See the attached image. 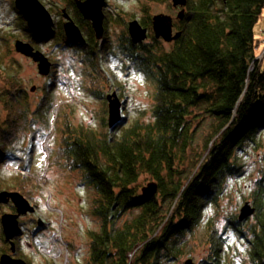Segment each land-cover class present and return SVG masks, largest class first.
<instances>
[{"label": "trees", "instance_id": "trees-1", "mask_svg": "<svg viewBox=\"0 0 264 264\" xmlns=\"http://www.w3.org/2000/svg\"><path fill=\"white\" fill-rule=\"evenodd\" d=\"M76 1L62 0L63 9L85 43L65 37L64 20L50 35L33 37L16 13L26 41L36 48L49 43L54 50H71L83 71V84L77 80L80 89L104 96V105L109 79L99 61L107 55L142 73L154 89L149 121L127 126L122 121L113 128L103 121L104 132L74 124L70 105L58 110L55 161L89 191V214L98 222L88 233V252L79 264H164L182 258L206 208L218 203L230 180L244 174L238 154L256 147L264 132V54L257 58L260 40L255 35L264 0H187L183 18L173 21L180 35L171 43L155 38L152 16L143 7L138 21L148 34L138 44L128 35L123 13L107 9L104 37L98 41ZM112 24L122 27L116 35L108 34ZM11 77L0 75L6 84L0 90L6 111L0 123V166L20 150L19 131L32 136L38 121L50 128L47 112L54 105L52 85L43 88L44 96L32 107L28 92ZM204 120L207 132L199 149L194 143ZM260 164L247 198L253 215L244 221L235 216L222 230L205 220L208 253L197 264H264V156ZM9 183L0 186L22 192L29 188L19 174ZM151 183L156 191L145 195L142 190ZM38 227L36 237L44 229ZM227 231L245 247L238 262L228 252Z\"/></svg>", "mask_w": 264, "mask_h": 264}, {"label": "rangeland", "instance_id": "rangeland-1", "mask_svg": "<svg viewBox=\"0 0 264 264\" xmlns=\"http://www.w3.org/2000/svg\"><path fill=\"white\" fill-rule=\"evenodd\" d=\"M42 4L51 9L54 23L64 20L58 13L65 7L62 0H40ZM14 0H0V70L1 77L12 76L17 79L29 94L32 107L44 96L43 88L52 85V107L47 112L50 128L38 121L34 125V134L26 135L19 131L18 149L15 157L7 158L0 166V185L8 186L9 180L15 174L22 175L28 182V190L19 191L29 203L35 207L34 217L40 221L43 231L36 239L37 245L27 240L20 241L21 253L29 264H79L88 252L90 230L98 228V222L89 214L90 193L81 185L76 175L68 174L62 170L55 161L57 143L59 140L60 122L53 127L60 106L70 105L68 113H72L74 124L90 125L99 132L106 129L102 122L107 121V104H103L102 97L96 98L93 94L81 90L78 81L83 84V71L77 58L71 50H58L52 48L49 43H42L39 48L32 46L43 53L54 65L52 76L39 75L37 65L29 58L15 51V42L20 40L27 42L21 23L14 10ZM147 7L150 15H166L176 19L180 9L172 7L168 2H149L148 0H106L104 11L113 10L122 12L124 19L139 20L143 15L142 8ZM121 26L112 24L108 34L116 35L121 31ZM264 15L255 28V35L259 42L257 58L264 54ZM112 43V42H111ZM113 44V43H112ZM102 71L109 79L103 88V94L117 93L122 102V121L125 126L134 120L149 121L152 107L153 85L142 73H137L126 68L118 59L105 56L99 61ZM78 80V81H77ZM5 82L0 80V90L5 88ZM35 88L32 92L31 89ZM49 88V89H50ZM107 103V102H106ZM54 110H56L54 112ZM106 111V112H105ZM6 111L0 103V123H3ZM207 132V122L200 123L195 143L199 149L204 143ZM21 134V135H20ZM264 156V132L259 137L256 147H247L245 152L239 153L240 164L244 174L230 180L223 197L215 206L206 208L205 220L211 219L220 230L227 220H233L239 216L247 203V198L254 181L258 177L261 166L260 160ZM29 171L32 174H26ZM39 179H43L42 185ZM11 183V182H10ZM9 183V184H10ZM144 184L143 186H145ZM0 190L4 189L0 186ZM25 220V219H24ZM205 220L197 230L189 237L187 253L184 257L164 264H186L192 261L197 264L208 253L207 230ZM229 245V253L234 256L236 262L240 261L244 254V246L240 239L226 232ZM29 242V243H28ZM43 247L52 255L47 256L38 249Z\"/></svg>", "mask_w": 264, "mask_h": 264}, {"label": "water", "instance_id": "water-1", "mask_svg": "<svg viewBox=\"0 0 264 264\" xmlns=\"http://www.w3.org/2000/svg\"><path fill=\"white\" fill-rule=\"evenodd\" d=\"M172 7L180 9L177 14L178 19H182L184 15V8L187 4V0H171ZM106 7V0H77L76 8L82 15V17L90 22L94 31L95 38L99 41L104 37V9ZM14 8L17 13L23 18L26 23L27 29L33 37H42L50 35L54 31L55 23L49 10L42 4L40 0H14ZM62 18L64 19L63 31L65 37L69 40L85 43V39L68 15L65 9L62 10ZM173 18L166 15H155L152 17V31L156 39H161L165 43H171L179 37V33L174 32ZM127 32L134 44L142 43L147 39V29L143 28L138 20H131L127 24ZM15 51L29 59H31L36 65L39 75L47 77L52 68V64L49 59L40 51L35 50L34 47L23 41L15 42ZM33 87L31 91L33 92ZM107 112H108V126L109 128L115 127L122 120V102L119 100L116 92L106 96ZM145 195L154 194L156 191L155 184H148L143 188ZM11 201L16 208V214H5L1 217V224L6 241H11L12 238L20 235L21 230L18 224V217L20 215H26L27 213H33L34 207L29 201L24 198L19 192H0V204ZM254 210L250 204L246 203L239 215L240 221H244L251 217ZM0 264H26L23 260L12 259L8 255H3L0 258ZM186 264H194L191 260Z\"/></svg>", "mask_w": 264, "mask_h": 264}, {"label": "flooded vegetation", "instance_id": "flooded-vegetation-1", "mask_svg": "<svg viewBox=\"0 0 264 264\" xmlns=\"http://www.w3.org/2000/svg\"><path fill=\"white\" fill-rule=\"evenodd\" d=\"M35 50H37V49H35ZM51 64L53 67L54 63L51 62ZM3 191L19 192L16 190H0V192H3ZM24 198H26V197L24 196ZM34 209H35V207H34ZM34 212L33 213H27L26 215H20L18 217V224H19V228L21 230V234L12 238L11 241H6L4 233H3L2 224H1V217L5 214H9V215L16 214V208L13 206V203L11 201H8L7 203H1L0 204V258L3 255H8L12 259H18V260L20 259V260H23L26 264H29V262L26 260L24 255L21 253L20 241H22V239H23V241H25V242H27V240H30V242H32L33 244L36 243V239H37V237H36L37 231L36 230H38V228H39L38 225H40L41 223H40V221L35 219ZM26 229H28L30 232L32 230V233L30 234V236H27L28 233H27V231H25ZM35 245H37V244H35Z\"/></svg>", "mask_w": 264, "mask_h": 264}, {"label": "built area", "instance_id": "built-area-1", "mask_svg": "<svg viewBox=\"0 0 264 264\" xmlns=\"http://www.w3.org/2000/svg\"><path fill=\"white\" fill-rule=\"evenodd\" d=\"M263 34H264V30H263ZM38 250H39L41 253H43V254H45V255H47V256H51V257H52V255L49 254L50 252H49L47 249H45V248H43V247H39Z\"/></svg>", "mask_w": 264, "mask_h": 264}, {"label": "bare ground", "instance_id": "bare-ground-1", "mask_svg": "<svg viewBox=\"0 0 264 264\" xmlns=\"http://www.w3.org/2000/svg\"><path fill=\"white\" fill-rule=\"evenodd\" d=\"M55 111H56V110H54V112H55ZM24 173L29 174V175L32 174V173L29 172V171H24ZM39 183L42 185V183H43V179H39Z\"/></svg>", "mask_w": 264, "mask_h": 264}]
</instances>
